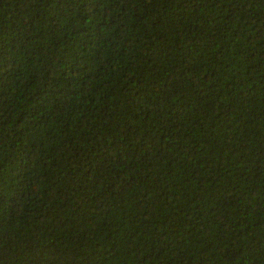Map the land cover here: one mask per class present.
I'll use <instances>...</instances> for the list:
<instances>
[{
	"label": "trees",
	"instance_id": "16d2710c",
	"mask_svg": "<svg viewBox=\"0 0 264 264\" xmlns=\"http://www.w3.org/2000/svg\"><path fill=\"white\" fill-rule=\"evenodd\" d=\"M0 264H264V0H0Z\"/></svg>",
	"mask_w": 264,
	"mask_h": 264
}]
</instances>
